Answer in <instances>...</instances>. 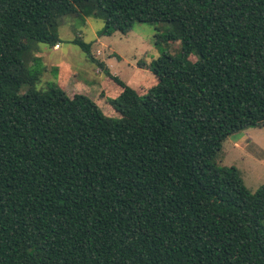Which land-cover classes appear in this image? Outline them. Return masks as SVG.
I'll list each match as a JSON object with an SVG mask.
<instances>
[{
    "label": "trees",
    "instance_id": "1",
    "mask_svg": "<svg viewBox=\"0 0 264 264\" xmlns=\"http://www.w3.org/2000/svg\"><path fill=\"white\" fill-rule=\"evenodd\" d=\"M69 15L102 36L164 24L180 48L140 95L70 41L117 85L112 118L36 89L38 44ZM262 126L264 0H0V264H264V185L213 161Z\"/></svg>",
    "mask_w": 264,
    "mask_h": 264
},
{
    "label": "rangeland",
    "instance_id": "2",
    "mask_svg": "<svg viewBox=\"0 0 264 264\" xmlns=\"http://www.w3.org/2000/svg\"><path fill=\"white\" fill-rule=\"evenodd\" d=\"M102 29L103 22L98 19L76 15L63 17L58 27L59 47L53 49L38 44L39 51L34 53L38 57L34 66L42 69L36 89L43 90L62 83L68 96L85 95L105 115L119 118L108 104V100L115 97L117 85L70 41L78 36L90 44L92 55L104 63L110 74L140 95L156 83L148 69L149 64L164 53L176 54L180 43L165 41L167 25L164 24L136 23L127 35L115 32L111 36H102ZM25 89L23 87L20 93ZM213 161L219 167L236 168L245 187L255 192L264 185V126L250 127L228 136Z\"/></svg>",
    "mask_w": 264,
    "mask_h": 264
},
{
    "label": "built area",
    "instance_id": "3",
    "mask_svg": "<svg viewBox=\"0 0 264 264\" xmlns=\"http://www.w3.org/2000/svg\"><path fill=\"white\" fill-rule=\"evenodd\" d=\"M59 46L58 45H55L54 47H53V49H56V48H58Z\"/></svg>",
    "mask_w": 264,
    "mask_h": 264
}]
</instances>
